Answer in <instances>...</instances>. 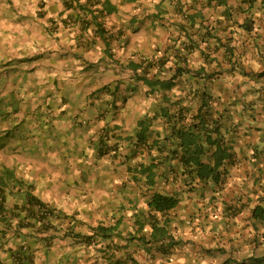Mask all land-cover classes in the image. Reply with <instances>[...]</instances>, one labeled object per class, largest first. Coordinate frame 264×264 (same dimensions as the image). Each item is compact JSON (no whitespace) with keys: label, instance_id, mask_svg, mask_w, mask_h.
<instances>
[{"label":"crops","instance_id":"1","mask_svg":"<svg viewBox=\"0 0 264 264\" xmlns=\"http://www.w3.org/2000/svg\"><path fill=\"white\" fill-rule=\"evenodd\" d=\"M128 1L110 0L116 10L105 15L104 24L109 34L106 42L100 38H92L90 43L97 49L102 50V46L103 51L107 47L109 56L119 63L124 60L138 61L151 56H178L183 51L182 47L190 42L195 46L184 56L191 66L197 68L200 64L205 65L204 55L200 53L203 50L206 55L208 53L214 57L216 63L205 66L207 72L216 70V76L210 81H204L202 86L211 90L214 100L211 101L213 106L210 110L212 116H218L220 131L230 146L229 151L234 160L233 163L226 164L225 188L216 200L208 202V199H200L201 195L194 192L183 194L180 195L178 206L162 217L161 223L164 217H167L165 222L176 241L168 256L160 259L156 254L153 261H150L147 258V247L140 246L134 249V253H138L139 257L136 256V264H239L250 256H263L264 228H254L256 222L251 218V210L257 204L264 205V98L260 96L264 93V74H259L264 71V0H249L250 3L245 0H221V4L212 0L209 6H206L208 0H135L140 3L132 8H124L122 2L128 4ZM227 8L232 21L224 18ZM194 12L198 13L197 18L194 22H189L187 17ZM61 17H64L67 26L77 27H72V31L76 32L78 40L86 34H92L90 29L81 30L77 22L68 18L67 14ZM246 17L251 24L249 28L239 26ZM207 26L213 27L215 37L202 41L200 37ZM142 29L147 31L142 32ZM229 50L231 52H228ZM78 54L82 53L78 51ZM45 61L41 63L43 72H33L31 75H38L41 82L47 83L46 88L41 91L45 93L46 100L29 111H18L15 115L20 113V116L15 117L9 127H0V137H6L0 145V162H9L5 166L12 169L15 176L12 181L5 180L6 186L1 189V199L10 214L14 206L27 202L26 191L29 190L59 213H74L75 217H80L77 212L81 207H86V202H89L88 207L94 210L101 204H97L93 195L89 200L81 197V177L85 175V169L76 170L69 166L70 162L78 157L72 153L69 146L79 145L78 137L84 132H89L88 124H93L94 131H99L106 124V116L95 115L105 103L102 104V99L89 98L86 111L90 115L85 119L81 114L85 109H82V106H79V109L72 106L73 100L70 103L61 89L59 79L62 80L64 76L54 72L63 61H57L55 67L48 69L46 64H53L54 60L46 58ZM111 75L115 81H126L120 78L118 72ZM120 86L125 87V84ZM72 90L73 88L70 89ZM173 92V98L181 96L177 89H173ZM186 92L187 90L183 91L185 95ZM76 96L74 98H77ZM200 102L198 97L184 98V103L189 104L190 115L197 111ZM145 109L144 106L138 111L131 110L128 116L122 112L115 121L125 132ZM2 111L15 112L10 109ZM96 117L104 121L95 123L92 120ZM79 123H83V126H79ZM13 129L19 130L17 133L20 137L5 136L8 130ZM9 146L11 147L8 149ZM38 147H42L43 157ZM53 148L59 152L52 151ZM29 151L37 157H33ZM159 157L161 158V153ZM38 160L43 163L35 162ZM66 160L69 161L65 164L68 165L67 171L77 173L70 183V186L76 183V193L65 192L60 187L65 171V166L61 163ZM77 160L79 163L80 159ZM2 169L1 167L0 173ZM104 171V177L108 179L105 180L103 189L107 191L111 175L108 170ZM163 176L168 178L166 182H163ZM159 179L156 180L155 189H168L166 192H173V183L178 180L179 186L183 180L172 165L165 166ZM177 185L175 188H178L179 194L182 188ZM111 189L110 187V196L105 197L102 205L111 214L110 218L113 216L116 217L115 220L121 219L123 212L114 214L116 203L113 201ZM93 190L91 188L90 193ZM62 196L72 198L76 202L70 204V201ZM126 204L127 201L119 203L121 208ZM8 214L2 215L9 220V229L0 233V264H15L12 258L13 248L23 243L22 240L26 241L30 248L31 264H41V261L42 264H51L56 255L60 257L56 264H69L70 260H79V256H83L84 251L80 252L79 249L73 252L68 247L51 248L54 239L50 241L49 247H45L44 240L33 238L28 229L22 228L18 232L16 218H10ZM19 214L22 216V213ZM125 222L124 216L123 225ZM0 229L6 230L1 226ZM91 250L92 253L95 252L93 248L89 249ZM97 255L96 253L93 258ZM226 260L229 262H225Z\"/></svg>","mask_w":264,"mask_h":264},{"label":"trees","instance_id":"2","mask_svg":"<svg viewBox=\"0 0 264 264\" xmlns=\"http://www.w3.org/2000/svg\"><path fill=\"white\" fill-rule=\"evenodd\" d=\"M211 1L208 0L206 6H209ZM245 2L250 3L249 0ZM215 3L221 4L222 1L215 0ZM66 4L68 7L73 6L76 12L74 20L81 30L90 29L93 32V38L98 36L106 42L102 17L105 13L109 14L116 10L109 0H85L84 2L66 0ZM224 4L226 5V2ZM224 13L225 20H233L228 8ZM197 15V12L191 13L187 17L188 21L194 22ZM250 25L247 17L239 24L244 28H249ZM204 30L206 31L200 40L215 37L212 26H207ZM106 44L109 46V41ZM194 46L192 42L184 45L182 53L178 56H151L138 61L129 60L122 66L130 72L129 79L125 82L115 81L114 87L112 85L109 87L108 84L97 89L100 93L103 91L110 96L111 99L106 101L113 108L120 104L117 100L125 102V99L131 98L134 93L136 96L137 93L143 92L146 98L150 99L149 104H145L144 112L125 132L119 125L109 126L107 121L102 128V133L98 136L96 148L97 155L100 157L108 154L118 155L117 158L128 169L129 180L139 184L138 186L144 191L145 207L143 209L140 208V210L137 207L134 199L130 200L133 206L130 218L133 226H136L134 227L136 231L127 232V236L122 235L120 230L115 229L119 219L110 225L97 224L87 234L75 231L71 224V221L75 220L74 215L55 214L53 209L29 190L26 191L27 203L20 209L23 212L22 216L18 215V219L21 220L17 221L18 228L30 230L34 237L44 240L45 245L56 238L52 234V229L62 230L64 237L72 239V244H84L89 247L92 244L102 243L100 252L109 264H136V258L128 250L132 244L136 248L147 247V252L149 251L147 258L150 261H153V256L156 254L160 259L168 256L170 248L176 241L168 230V224L165 222L167 217H164L161 223L162 217L178 206L181 201L180 195L183 194L194 192L201 195L200 199H208V202L212 203V200H216L225 188L226 164L234 162L232 153L229 151L230 146L220 131L218 116H212L213 113L210 110L213 106L211 101L214 100L211 90H208L207 86H202L204 81L212 80L217 73L216 70L207 72L205 65H214L213 63L216 62L214 57L209 56L208 53L206 55L203 50L200 53L204 55L205 65L200 64L197 68L191 66L184 54H187ZM230 50L228 52H231ZM104 51H108V48L106 47ZM259 74L263 75L264 71ZM121 84H125L124 90L121 89ZM173 89L180 91L181 96L179 94V97L173 98L172 96L175 95ZM184 90H187L186 95L183 93ZM187 94L191 96L188 97ZM194 97H198L201 102L197 111L190 115L189 104L184 103V98L193 99ZM103 102L104 100L102 104ZM105 111L107 115L111 114L109 109ZM114 114L115 112L112 115ZM13 131L14 129L11 130ZM5 138L0 137V145ZM123 146L127 148L125 152H121ZM144 152L148 160L139 161L138 158L142 157ZM166 165L174 166L177 173H180V179H183L179 186L178 180L173 183L174 186L171 188L173 192H166L168 189L165 191L155 189L156 180L163 174ZM1 167L3 169L0 173V197L3 192L1 189L6 186L5 180L15 179L12 169L5 165H0ZM167 179L164 177L163 182ZM175 185L182 188L181 194L177 193L179 190L175 188ZM42 208L46 211H42ZM3 209L0 201V211ZM251 218L256 222L255 229L264 228V205H255L251 210ZM117 238H119L118 241ZM29 249L28 246L26 251L15 252V260L20 264H31V254L27 253ZM125 249L127 251H124ZM118 250L123 251L117 253ZM239 264H264V255L250 256Z\"/></svg>","mask_w":264,"mask_h":264},{"label":"rangeland","instance_id":"3","mask_svg":"<svg viewBox=\"0 0 264 264\" xmlns=\"http://www.w3.org/2000/svg\"><path fill=\"white\" fill-rule=\"evenodd\" d=\"M122 3L124 8H132V6H136L140 1L129 0L128 4ZM62 10L63 7L60 0H0V127H9L8 125L14 121V118L20 116V113L18 116L15 115L18 111H29L44 99L46 100L44 97L45 93L41 91L43 88H46L47 83L41 82V78L38 75H31L33 72L38 74L43 72L41 68L43 65L41 63L46 62V58H52L54 60L53 64H46L47 69L55 67L57 61H63L54 72L64 76L62 80L59 79L61 81V89L64 90L66 98L70 103L73 100L74 103L72 106L78 109L79 106H82V109H85L81 113L84 118L90 115L86 111L89 98L91 100H104L103 103L105 104L100 110L109 109L111 114H105L108 118L109 126H113L114 124L119 125L115 120L119 119L122 112H124L125 116H128L131 110L138 111L145 104H149L150 99L146 98L143 92H139L136 96L134 95L127 100L125 99V102L120 99L117 100V103L120 104L115 108L107 104L106 100L111 99L110 96L103 91L100 93L97 89L108 84L109 87L111 85L114 87L115 79H112L111 75L113 72H118L121 76L120 78L129 79L130 72L122 67L126 61L124 60L119 65V61H116L115 58L112 59L107 51L104 52L102 46V50L93 46L90 43V39L93 38V33L86 34L78 40L76 38V32L72 31L73 28L77 29V27L74 25L69 27L65 21H61V16L67 14ZM146 31V29H142V32ZM85 50L86 52H84ZM78 51L82 54H78ZM83 53H87L88 55ZM33 64L35 65L31 68ZM245 66L248 67L247 64ZM66 84H70V86H66ZM123 87L121 88L122 90H124ZM72 88L73 90L70 91ZM77 94L79 95L78 97L76 96ZM75 96L77 98H74ZM260 96L264 98V93ZM7 109L15 112L6 113L2 111ZM112 112H115V114L112 115ZM98 119L99 117H96L92 121L99 124L101 121H104ZM82 124L79 126L82 127ZM92 126L93 124H88L89 132H84L78 137V146H69L72 153L78 155L76 160L70 162L69 166L74 167L76 170L80 168L85 169V175L81 177V197L84 200H89L92 199L93 195L97 204L101 205L94 210L88 207L89 202H86V207H81L77 212L80 213V217L74 216L75 220H72L71 224L75 231L87 234L99 222H103L106 225L114 222L116 217L112 216L110 218L109 215L111 214L102 205L105 197L110 196L111 187L113 201L116 203L115 210H113L114 214L119 215L123 212L126 218L125 225H123L124 220L121 218L115 229L120 230L122 235L127 236V232L136 231V229L134 230L136 226H133L130 218L133 208L130 200L134 199L137 207L143 209L145 207L144 191L138 186L139 184L129 180L128 169L117 158L118 155L110 156L108 154L102 157L97 155V140L98 136L102 133L103 126L99 131H94ZM17 131L16 129L11 132L9 137H20ZM45 147L47 148L48 145H45ZM37 149L43 157L42 147H38ZM126 150L127 148L124 146L121 147V152H125ZM52 151L58 150L53 148ZM29 153L33 157H37L32 151H29ZM77 159H80L79 163H77ZM138 160H148L146 159L145 152ZM35 162L43 163L41 160ZM66 163L68 164L69 161L66 160L61 165L65 166ZM67 166H65L63 181L60 187L65 192L76 193L78 189L76 183L74 186H70V183L77 173L67 171ZM104 170H108L111 175V183L108 184L109 189L107 191L103 189L105 180L108 179L104 177ZM106 175L108 174L106 173ZM91 188L94 189L92 193H90ZM125 197L128 198V203L130 204L126 209L121 208L119 205L120 202L123 203L126 200ZM67 199L70 201V204H74L75 200L72 198ZM63 226H66L65 222ZM53 234L56 238L51 248L68 247L73 252H76L77 249L80 252L84 251L82 253L83 256H79V260L75 258L74 261L70 260L69 264H108L100 252L102 243L92 244L89 247L84 244L76 245L72 244L73 241L70 237H60L63 234L62 230H53ZM116 240L118 241L119 238ZM87 248H93L95 252L92 253V250L89 251ZM134 249L136 247L132 244L128 250L136 258V256L138 257V253H134ZM119 252L121 250L117 251V253ZM96 253L98 254L97 257L93 258ZM40 254L42 256L41 250ZM59 258L57 255L54 256L51 264H56ZM42 263L43 261H41Z\"/></svg>","mask_w":264,"mask_h":264},{"label":"clouds","instance_id":"4","mask_svg":"<svg viewBox=\"0 0 264 264\" xmlns=\"http://www.w3.org/2000/svg\"><path fill=\"white\" fill-rule=\"evenodd\" d=\"M72 1V0H71ZM79 1H81V2H84L85 0H79ZM110 1V0H109ZM60 2H61V5H62V7H63V10L62 11H65L66 13H67V16H68V18H71L73 21H75L74 20V17H75V14H76V12H75V10L73 9V6L72 7H68L67 6V4H66V0H60ZM112 4V3H111ZM115 6V5H114ZM115 8H116V6H115ZM61 13V12H60ZM61 15V14H60ZM105 15H106V13H105ZM105 15H103V17H102V26L104 27V31H105V37H107L109 34H107V28H106V24H104L105 22ZM61 21H64V17H62L61 18ZM76 22V21H75ZM107 29V30H106ZM93 33V32H92ZM95 38V37H94ZM97 39L99 38L98 36L96 37ZM123 63V62H122ZM99 112L96 114V116L98 115L99 117H102V116H106L105 114H107L106 113V111L104 110V109H101V110H98ZM104 114V115H103ZM82 119H84V118H82ZM81 119V120H82ZM86 119V118H85ZM109 123V122H108ZM115 125V124H114ZM117 125V124H116ZM19 131V130H18ZM21 132V131H20ZM11 134V130H8L6 133H5V136H7V137H9V135ZM11 146H9L8 147V149L10 148ZM9 163V162H8ZM8 163H6V162H0V165H5V164H8ZM127 168V167H126ZM129 176H130V174H129ZM34 195V194H33ZM2 197V196H1ZM1 197H0V201L2 202V199H1ZM38 198V197H37ZM125 201H124V203L127 201V203H128V198L127 197H125ZM42 201V200H41ZM27 202H25V203H23V204H21V205H16V206H14V208H13V210L10 212V214H8V210H6L5 209V207L3 206V203H2V206H3V211H0V226L1 227H5L6 228V230H4V229H0V233H4V232H6L8 229H9V226H8V223H9V220H6L4 217H2V215H3V213L4 214H8L9 216H10V218L12 217V216H14L15 218H16V221H21L20 219H18V215H19V213H23L22 211H20V209H22L23 208V205H25ZM47 204V203H46ZM51 209H53V211L55 212V214H59L60 216H61V213H59L58 212V210H56L55 208H52L49 204H47ZM127 206H130V204L128 203V204H126V205H124L123 206V208H128ZM131 206H132V204H131ZM133 207V206H132ZM42 211H46V209H44V208H42L41 209ZM6 212V213H5ZM133 212V211H132ZM132 214V213H131ZM67 215V214H66ZM69 215H74V213L73 214H69ZM68 215V216H69ZM75 216V215H74ZM119 220H120V218H118ZM117 220V219H116ZM115 220V221H116ZM123 220H124V216H123ZM114 221V222H115ZM114 222H112V223H109V224H107V225H110V224H113ZM99 224V223H98ZM17 222H16V230L18 231V232H20V229H22V228H18L17 227ZM96 226V225H95ZM94 227V226H93ZM24 229V228H23ZM52 231H53V229H52ZM29 233H30V235L33 237V238H36V237H34L33 235H32V233L30 232V231H28ZM132 232H135V231H132ZM122 233V232H121ZM52 234H53V232H52ZM61 237H63L64 238V236H63V234L61 235ZM36 239H39V238H36ZM23 241V243H20V244H18V245H16L14 248H13V253H12V258H13V260H14V262H15V264H20V262H17L16 260H15V258H14V253L15 252H17V251H20V250H22V251H26L27 250V247H28V244H27V242L26 241H24V240H22ZM45 242V241H44ZM43 245L45 246V247H49L50 245H51V242H49V243H46V245H45V243H43ZM35 250V249H34ZM33 250V251H34ZM123 250H121V252H122ZM124 251H127V249H125ZM27 253H29V254H31V251H30V249L28 250V252ZM106 260V259H105ZM106 262H107V260H106Z\"/></svg>","mask_w":264,"mask_h":264}]
</instances>
